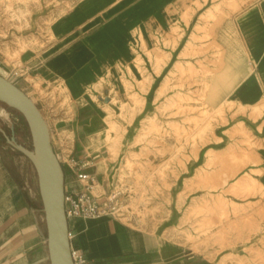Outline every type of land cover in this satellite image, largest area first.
<instances>
[{"label":"crops","instance_id":"0c3cea01","mask_svg":"<svg viewBox=\"0 0 264 264\" xmlns=\"http://www.w3.org/2000/svg\"><path fill=\"white\" fill-rule=\"evenodd\" d=\"M152 1L77 0L51 24V45L40 55L24 57L26 84L14 82L35 101L49 123L60 159L71 155L89 160L92 165L85 171L96 173L104 186L107 172L101 165L103 152L93 146L107 131L101 112L109 104L103 98L106 82L99 84L97 80L107 77L104 71L108 67L120 66L123 61L127 64L132 58L129 41L135 29L153 23L160 26L158 32L165 41H173V33L169 39L166 33L173 30L176 12L187 8L189 2L158 0L157 6H152ZM238 17V56L245 62L247 59L252 70L235 87V100L243 112L240 110L236 120L229 118L227 129L221 132V183H215L206 168L207 161L193 163L190 175L176 184L168 223L158 226L156 231L135 228L109 216L76 220L72 223L76 232L72 243L98 264H262L264 0L244 7ZM241 70L242 65L240 73ZM66 75L71 76L66 79L69 91L65 97L69 104L62 107L57 103L54 109L51 97H43L33 81L51 94L46 83L62 80ZM65 133L73 137L69 147L55 142L56 134L61 138ZM249 141L253 145L246 144ZM235 155L237 162H232ZM22 158L26 157L8 147L0 150V264H51L37 173ZM65 170L70 173L67 166ZM67 180L72 183L73 175L69 174ZM187 182L191 187L221 184L227 190L225 195L232 207L229 217L233 221L220 231L221 242H213V236L212 241L208 237L200 243H186L176 237L182 219L178 199ZM193 194L189 191L191 199Z\"/></svg>","mask_w":264,"mask_h":264},{"label":"rangeland","instance_id":"374dc122","mask_svg":"<svg viewBox=\"0 0 264 264\" xmlns=\"http://www.w3.org/2000/svg\"><path fill=\"white\" fill-rule=\"evenodd\" d=\"M76 1L0 0V64L13 73V82L26 84L24 57L40 55L51 45V24ZM254 1L189 0L187 8L176 12L172 32L166 33V39L173 33V41H165L158 32L160 26L153 23L135 29L129 41L132 58L127 64L123 61L120 66L108 67L104 71L107 77L97 80L99 84L106 82L103 98L109 104L101 112L107 131L93 146L103 152L100 160L107 172L101 191L121 192L116 215L125 224L150 231L167 224L176 184L190 175L193 163L207 161L206 168L215 183H221V132L227 129L229 118L236 120L240 110L243 112L235 100V87L252 70L248 60L238 56V16ZM152 3L157 6L158 0ZM66 77L46 83L51 94L33 81L43 97H51L54 109L57 103L62 107L69 104L65 93L69 91L66 79L71 76ZM159 90L163 92L157 99ZM134 98L146 101L141 111L140 101ZM0 109L8 111L6 118L14 122L19 143L31 148L24 117L1 103ZM150 117L157 119L160 135L152 133L138 142L142 126ZM0 127L11 134L1 116ZM52 140L54 144L53 135ZM72 140L67 133L55 137V142L61 141L67 147ZM246 144L253 145L250 141ZM6 147L12 149L0 134V150ZM232 162H237L236 155ZM183 188L178 199L182 219L176 237L186 243H200L208 237L212 241L213 236V242H221L220 231L233 221L229 217L232 207L225 195L227 190L221 184L191 187L188 182ZM261 224L264 227V218ZM261 258L264 264V251Z\"/></svg>","mask_w":264,"mask_h":264},{"label":"water","instance_id":"95a60500","mask_svg":"<svg viewBox=\"0 0 264 264\" xmlns=\"http://www.w3.org/2000/svg\"><path fill=\"white\" fill-rule=\"evenodd\" d=\"M8 70L0 64V103L19 112L27 122L32 139V149L19 143L15 124L0 109L11 134L0 128L6 144L20 152L34 166L39 193L43 203L47 246L51 264H74L69 238V222L65 212V168L55 151L51 128L40 108L20 87L8 79Z\"/></svg>","mask_w":264,"mask_h":264},{"label":"built area","instance_id":"2783aa9c","mask_svg":"<svg viewBox=\"0 0 264 264\" xmlns=\"http://www.w3.org/2000/svg\"><path fill=\"white\" fill-rule=\"evenodd\" d=\"M13 73L8 74V79L12 80ZM59 160L64 168L67 166L70 173L65 170V212L69 222V238L71 241V253L74 264H98L95 260L89 258L87 254L79 248H76L72 241L76 232L72 229V223L76 220H95L102 217H115L119 211L117 206V197L120 191L107 193L103 184L96 173H90L85 169L91 166L89 160H78L69 155L67 159ZM72 174L74 180L69 183L67 177Z\"/></svg>","mask_w":264,"mask_h":264},{"label":"bare ground","instance_id":"6f19581e","mask_svg":"<svg viewBox=\"0 0 264 264\" xmlns=\"http://www.w3.org/2000/svg\"><path fill=\"white\" fill-rule=\"evenodd\" d=\"M192 45V44H191ZM190 48V47H189ZM160 68V67H159ZM159 68L157 69V72L158 73H160V70H159ZM170 76V75H169ZM170 78V77H169ZM162 92H163V90H159L158 91V95H157V99L158 98H160V96H161V94H162ZM134 99H138V98H134ZM139 100V99H138ZM140 101V104L142 105L141 107H140V109H139V111H141L143 108H144V106H145V103H146V101H141V100H139ZM172 103V102H171ZM109 113V112H108ZM175 114H177V113H175ZM173 116H174V114H173ZM134 118H135V116L134 117H132V119H131V121H133L134 120ZM155 118V117H154ZM149 118V122L147 123V125H143L142 126V133L138 136V138H137V141L139 142V141H142V140H144V137L145 136H148V135H150V134H152V133H154V134H157V135H160V128H159V124H158V122H157V119L155 118ZM186 135V134H185Z\"/></svg>","mask_w":264,"mask_h":264},{"label":"trees","instance_id":"16d2710c","mask_svg":"<svg viewBox=\"0 0 264 264\" xmlns=\"http://www.w3.org/2000/svg\"><path fill=\"white\" fill-rule=\"evenodd\" d=\"M2 104V103H1ZM30 148V147H29ZM30 149H32V147L30 148ZM18 154H20V155H22L20 152H18V151H16Z\"/></svg>","mask_w":264,"mask_h":264},{"label":"flooded vegetation","instance_id":"af4514ba","mask_svg":"<svg viewBox=\"0 0 264 264\" xmlns=\"http://www.w3.org/2000/svg\"><path fill=\"white\" fill-rule=\"evenodd\" d=\"M1 128V127H0ZM3 129H5V128H3ZM5 131H6V129H5ZM7 132V131H6ZM0 134H2V133H0ZM8 134V133H7ZM3 135V134H2Z\"/></svg>","mask_w":264,"mask_h":264}]
</instances>
